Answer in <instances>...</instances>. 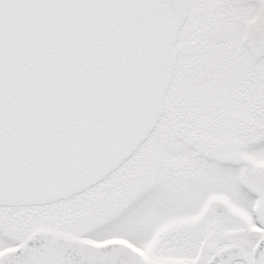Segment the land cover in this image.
<instances>
[{
	"label": "snow or ice",
	"instance_id": "snow-or-ice-1",
	"mask_svg": "<svg viewBox=\"0 0 264 264\" xmlns=\"http://www.w3.org/2000/svg\"><path fill=\"white\" fill-rule=\"evenodd\" d=\"M0 264H264V0H0Z\"/></svg>",
	"mask_w": 264,
	"mask_h": 264
}]
</instances>
